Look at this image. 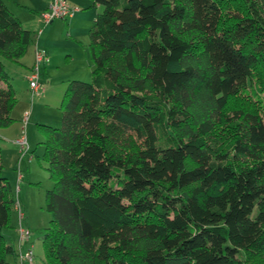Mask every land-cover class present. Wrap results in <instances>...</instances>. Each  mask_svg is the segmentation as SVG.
I'll list each match as a JSON object with an SVG mask.
<instances>
[{"label": "trees", "instance_id": "trees-1", "mask_svg": "<svg viewBox=\"0 0 264 264\" xmlns=\"http://www.w3.org/2000/svg\"><path fill=\"white\" fill-rule=\"evenodd\" d=\"M90 1L91 80L67 82L58 127L37 124L44 263L264 262V118L247 98L264 84V0ZM35 36L0 0V129L17 101L4 63ZM2 172L0 264H17Z\"/></svg>", "mask_w": 264, "mask_h": 264}, {"label": "rangeland", "instance_id": "rangeland-1", "mask_svg": "<svg viewBox=\"0 0 264 264\" xmlns=\"http://www.w3.org/2000/svg\"><path fill=\"white\" fill-rule=\"evenodd\" d=\"M4 1L8 3L7 0ZM84 1L88 3V6H82L81 4L78 6L80 7L81 13L85 12L88 18L90 17L91 20L88 26L85 28L77 27L72 31H67L71 23L63 18L55 19L52 25L54 28L53 34L55 35L52 42L56 45L59 56L56 60L58 64H53L54 70L49 72L51 77L54 76V79L44 82L45 89L49 88V92L43 95L45 89H41L39 93L32 96L26 78L15 76L14 79H12L17 90V101L13 114H16L17 117H20V115L22 117L26 111L30 110V120L26 125L29 153L26 154L19 163V148L11 143L14 139L0 138V143L4 145L2 151L0 150V158L3 165L2 173L11 183L14 199L17 198L19 200L25 214L24 224L30 229V240L34 244L35 264H42L43 262L41 236L49 227L51 220L50 213L44 207L45 193L52 186V182L48 177V172L43 162L44 146L41 143L43 137L37 124L46 123L58 127L60 125L61 113L59 104L67 82L71 79H80L83 81L91 80L88 31L94 21L95 15L102 11V7L89 6L91 1ZM11 9L16 16L22 17L23 13H21L19 9L15 7ZM85 55L87 56V61H85ZM78 63H81L84 67V74L81 72L83 76H70L74 75L72 70L76 69L75 65ZM247 94V98L257 104L255 106L258 107L261 116L264 118V84L258 77L253 81V85L250 91H247ZM235 103L246 104L240 99L236 100ZM24 109H26V111ZM20 124L22 126L21 119ZM18 170H20L22 174L19 180H17ZM11 224V227L17 225V212L14 205L11 208ZM4 230L6 231L8 228ZM7 238H9L8 235ZM257 264H264V262L259 261Z\"/></svg>", "mask_w": 264, "mask_h": 264}, {"label": "crops", "instance_id": "crops-1", "mask_svg": "<svg viewBox=\"0 0 264 264\" xmlns=\"http://www.w3.org/2000/svg\"><path fill=\"white\" fill-rule=\"evenodd\" d=\"M7 1H8V3H6V4L11 11H12L11 8L15 7V8L19 9V11L21 13H23L21 18L17 16L18 18H20L23 27L33 31L36 34L34 43L28 48L27 53L24 55V57H22L20 59V62H8L7 61L4 63L5 69L7 70L8 74L10 76V79H9L10 83L14 87L15 92H17L16 87L14 86L15 83L12 79H14L15 76H18L19 78H26L27 79L30 68L33 64L34 49L38 48L40 50H43L47 55L46 60L40 65V68H39V81L42 83V88L44 90L45 89V83L44 82H48V81L54 79V76L51 77L49 72L54 70L53 64H58V61H56V60L58 59V56H59L58 51L56 49V45H54V43L52 42L53 37L55 36L53 34L54 28L52 26L54 24V20L50 24L44 25L39 18L40 12L46 10L50 0H7ZM66 1L73 7L78 6L79 4H81L82 6H88V3L85 2L84 0H70V1L66 0ZM91 5H92V3L90 2L89 6H91ZM95 6H98V5H95ZM74 8H78V10L75 11L70 18L66 19V21H68V22L70 21V23H71L67 31H72L73 29H75L77 27L78 28H80V27L85 28L86 26H88L89 21L91 20L90 17L88 18L87 13H85V12L81 13L80 12L81 10H80L79 6L74 7ZM94 19H95V17H94ZM39 29L42 30L40 34H38ZM83 51H85V50H83ZM85 61H87L86 55H85ZM75 68L76 69L72 70L74 72L73 73L74 75H70V76H83V75H81V72H82V74H84L83 65L81 63H78L75 65ZM46 80H48V81H46ZM16 84H17V81H16ZM47 92H49V88L45 89L43 95H46ZM14 108H15V106H14ZM14 108L12 109L11 113H12V117L15 119V121L10 126L0 129V138L15 139L21 133V129H22V126L20 124L21 115H20V117H17L16 114L14 115L13 114ZM24 110L26 111V109H24ZM29 120H30V116H29ZM29 120H28V122H29ZM3 146H4L3 143H0V150L1 151H2ZM3 233L6 236L8 235V237H9V238H7L8 243H10L14 247V249L16 250L17 244H18L16 225L15 226L13 225V227H11V226L8 227V230H6V231L3 230ZM30 244H32L34 246V244L32 243V241L30 240V237H29L28 241L22 243V248H26ZM42 264H45L44 260H43Z\"/></svg>", "mask_w": 264, "mask_h": 264}, {"label": "built area", "instance_id": "built-area-1", "mask_svg": "<svg viewBox=\"0 0 264 264\" xmlns=\"http://www.w3.org/2000/svg\"><path fill=\"white\" fill-rule=\"evenodd\" d=\"M78 8L71 6L66 0H50L46 10L40 12L39 18L44 25L51 23L53 20L58 18L67 19L70 18ZM42 30H38V34ZM46 53L43 50L38 48L34 49L33 52V64L30 68L29 74L27 76L29 90L31 94H37L42 88V85L39 81V68L40 65L46 60ZM29 120V112H25L21 117L22 129L20 135L13 141L14 144L19 148L20 160L29 152V144L26 136V125ZM22 177L21 171L18 170L19 180ZM14 207L17 212V226L16 232L18 235V244H17V264H35L34 262V250L33 245L30 244L26 248H22V243L28 241L31 231L30 229L23 224L24 213L21 208L19 200L16 198L14 202Z\"/></svg>", "mask_w": 264, "mask_h": 264}]
</instances>
